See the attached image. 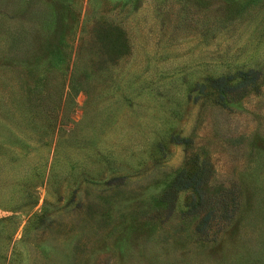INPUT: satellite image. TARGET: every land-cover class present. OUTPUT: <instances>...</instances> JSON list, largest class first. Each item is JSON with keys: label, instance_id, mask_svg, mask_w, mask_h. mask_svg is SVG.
Wrapping results in <instances>:
<instances>
[{"label": "rangeland", "instance_id": "obj_1", "mask_svg": "<svg viewBox=\"0 0 264 264\" xmlns=\"http://www.w3.org/2000/svg\"><path fill=\"white\" fill-rule=\"evenodd\" d=\"M0 264H264V0H0Z\"/></svg>", "mask_w": 264, "mask_h": 264}]
</instances>
